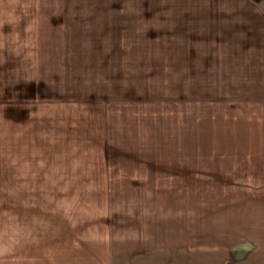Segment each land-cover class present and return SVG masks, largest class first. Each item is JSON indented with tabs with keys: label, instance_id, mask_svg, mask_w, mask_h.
<instances>
[{
	"label": "crops",
	"instance_id": "crops-1",
	"mask_svg": "<svg viewBox=\"0 0 264 264\" xmlns=\"http://www.w3.org/2000/svg\"><path fill=\"white\" fill-rule=\"evenodd\" d=\"M129 7L0 2V154L66 188L53 264L264 258V0Z\"/></svg>",
	"mask_w": 264,
	"mask_h": 264
},
{
	"label": "rangeland",
	"instance_id": "rangeland-1",
	"mask_svg": "<svg viewBox=\"0 0 264 264\" xmlns=\"http://www.w3.org/2000/svg\"><path fill=\"white\" fill-rule=\"evenodd\" d=\"M2 1L51 2L58 5L59 9L68 3L121 4L123 9H129L130 4L186 0H0ZM126 12L130 11H123ZM10 78L14 76L11 74ZM36 89L37 92H44L42 86ZM21 93L24 94L25 91L13 88L6 95L22 99ZM29 93L31 92L28 90L25 94ZM2 98L4 95L0 90V100ZM8 157L9 162L5 163V156L0 154V264H53V194H63L66 188H53V163L47 160L46 155ZM3 167H9L10 170L5 172ZM5 173L9 175L6 180L3 177ZM209 253L196 254L198 261L195 264H230V261H226L225 254L224 257H213L214 254ZM245 264H264V258L258 254Z\"/></svg>",
	"mask_w": 264,
	"mask_h": 264
}]
</instances>
